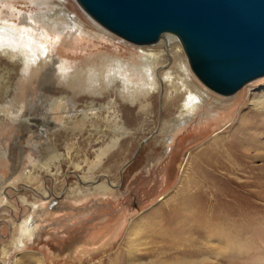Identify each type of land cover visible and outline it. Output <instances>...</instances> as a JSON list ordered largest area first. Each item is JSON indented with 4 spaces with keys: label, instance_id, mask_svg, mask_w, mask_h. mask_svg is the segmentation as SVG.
Wrapping results in <instances>:
<instances>
[{
    "label": "rangeland",
    "instance_id": "rangeland-1",
    "mask_svg": "<svg viewBox=\"0 0 264 264\" xmlns=\"http://www.w3.org/2000/svg\"><path fill=\"white\" fill-rule=\"evenodd\" d=\"M18 1L19 10H34ZM46 1L53 13L48 20L63 23L61 7L77 21L78 13L90 26L82 34L66 23L70 32L66 42L54 49L49 46L46 59H19L14 55H22L18 41L22 32L0 18V264H182V252L193 249L201 250L200 256L187 253L184 260L264 264V233L240 240L248 243L240 254L234 248V235L221 239L215 234H192L193 229L168 233L172 225L186 226L185 215L202 210V206L171 209L182 185L181 164L234 121L238 108H228L240 94L247 90L264 98V77L231 97L220 96L195 77L182 49L190 80L178 73L172 75L170 85L165 77L178 61L164 49L165 59L155 70L156 85L124 89L117 82L108 88L112 63L138 66L139 53L152 46L138 47L108 30L109 35L105 34L106 29L75 0ZM165 36L175 37H168L170 44L182 48L175 35ZM182 76L209 97L205 95L200 114L166 143L161 134L167 121L165 102ZM131 82L144 81L133 74ZM120 92L125 93V101ZM113 99L121 103L120 113L128 114V123L122 141L121 136L115 137L120 145L100 161L99 151L115 136L113 129L122 130L108 122ZM141 102L149 104L148 111H141ZM214 102L219 108L213 112L210 104ZM250 108L251 103L245 111ZM257 153L253 164L262 167L264 146ZM214 180L215 193L229 191L222 186L217 191L221 181ZM103 183L108 190L96 189ZM79 189L83 193H75ZM254 200L253 211L264 223V201ZM30 219L29 230L23 231ZM157 227L164 231L154 230ZM169 242L177 244L166 247Z\"/></svg>",
    "mask_w": 264,
    "mask_h": 264
},
{
    "label": "bare ground",
    "instance_id": "bare-ground-1",
    "mask_svg": "<svg viewBox=\"0 0 264 264\" xmlns=\"http://www.w3.org/2000/svg\"><path fill=\"white\" fill-rule=\"evenodd\" d=\"M17 1L0 0V18L3 19L2 23L6 26L10 23L15 24L13 26L17 25L22 32V36H19L18 39V41L20 40L22 55H14L15 57L18 56L19 59H46L49 46L54 49L66 42L67 35L70 33L67 29L68 27H65L66 23L74 25L79 33L82 34L86 33L90 26L88 21L83 20L78 13L75 12L79 16L77 21L73 14L65 13L61 7L64 18L63 23L59 19L48 20L47 18L53 13L49 10L51 3L46 0H22L29 6L34 7V10L29 12L19 10L16 6ZM52 1L63 2V0ZM66 1L69 2V0ZM95 27L100 29L98 26ZM48 31L51 32V35L48 34ZM107 32L106 30L105 34ZM98 36L102 40H106L103 34H98ZM168 37L173 36H164L151 49L142 50L144 52L141 53L138 52V66L140 67L136 63L124 64L123 61L118 60L114 64L112 63L110 65L112 75L109 78L110 82L107 87H113L117 82H120L124 89L141 87L140 85L142 84V87L156 85L155 70L165 59L163 55L164 49L167 50L169 57L172 56L173 59L178 61V65H175L166 75L165 81L173 85L172 75L177 76L176 74L178 73V75H183L189 79L190 76L188 75L182 48L180 46H172L170 44L172 40ZM117 62L120 63L116 65ZM116 67L121 70L118 71ZM133 74L138 75L139 79L144 82L139 85L132 83ZM183 76L176 82L173 94L169 98H165V118L167 121L163 122L164 129L161 134L166 143L174 137L176 131L191 123L200 114L207 102L205 98V95L208 96L207 92L196 86V84L192 86V82L191 84L190 82L188 83ZM100 80H103V78L101 77ZM155 89L156 87L152 91H155ZM150 93L147 95H150ZM249 93L250 91L246 90L240 94L235 103L228 108L232 109V111L238 108V114L234 121L232 120L231 124L209 142L204 143L198 151L191 152L187 157V162L181 164L180 169L183 178H181L180 183L182 185L172 198L174 202L171 204V209L186 210L192 206L197 210V208L200 209L199 206H202V210H199V214L196 213L197 211H192L191 214L185 215L184 218L187 219L186 226L177 229L172 225L171 229L168 230L169 235L182 234L185 231H191V229H193L191 231L192 234L199 235L200 233L202 235L208 233L210 235L208 237L215 234L221 239L234 235L237 238L234 248L239 253L247 250L246 244H248L246 243L247 240L244 243H241L240 240L264 233V226H262L264 223H260L262 216H256L252 208L253 204L256 203L254 199L264 201V166L258 167L253 164V160L259 156L257 153L258 149L264 146L261 144L262 137H264V98L255 97ZM119 97L122 101L126 100L123 92L119 93ZM93 103L92 107H94ZM250 103L252 108L245 111V107H250ZM119 105L121 106V103L114 100L112 105L108 107L110 115L108 122L115 127L122 126V130L113 129L115 136L105 149L99 151L100 161L102 157L107 156L108 153L118 147L125 136L128 114H121L118 108ZM140 106L141 111H148L149 104L141 102ZM210 106H212L213 112L219 108L218 105H215V102L211 103ZM86 120H88L87 116H85ZM117 135L121 136V141L115 139ZM214 179L221 181L220 186L215 188L217 191L221 192V186L228 188L229 191L224 195L218 192L215 193L216 190L214 191L211 186L217 185ZM96 189L108 190V187L106 183H103ZM75 193H83V191L79 189ZM192 197L196 198L193 199ZM218 206H221L220 211L217 209ZM31 222L32 219L25 224L26 227L23 231L29 230ZM154 230L162 233L164 228L157 227ZM227 231H229L230 235L226 234ZM167 244L166 247H173L177 243L169 242ZM187 253L198 258L201 250L193 249L182 252L185 257L188 255ZM185 257H183L182 264H198L197 259L184 260Z\"/></svg>",
    "mask_w": 264,
    "mask_h": 264
},
{
    "label": "water",
    "instance_id": "water-1",
    "mask_svg": "<svg viewBox=\"0 0 264 264\" xmlns=\"http://www.w3.org/2000/svg\"><path fill=\"white\" fill-rule=\"evenodd\" d=\"M103 28L137 46L175 35L198 80L231 97L264 77V0H75Z\"/></svg>",
    "mask_w": 264,
    "mask_h": 264
}]
</instances>
